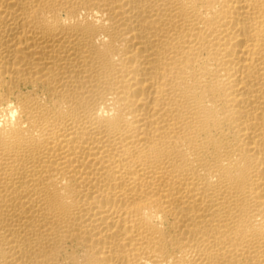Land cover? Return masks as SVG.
Returning a JSON list of instances; mask_svg holds the SVG:
<instances>
[{"label": "bare ground", "instance_id": "obj_1", "mask_svg": "<svg viewBox=\"0 0 264 264\" xmlns=\"http://www.w3.org/2000/svg\"><path fill=\"white\" fill-rule=\"evenodd\" d=\"M0 264H264V0H0Z\"/></svg>", "mask_w": 264, "mask_h": 264}]
</instances>
